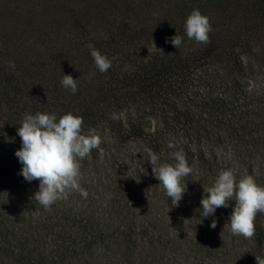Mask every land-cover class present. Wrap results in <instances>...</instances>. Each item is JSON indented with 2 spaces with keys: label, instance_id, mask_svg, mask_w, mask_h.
I'll use <instances>...</instances> for the list:
<instances>
[{
  "label": "trees",
  "instance_id": "1",
  "mask_svg": "<svg viewBox=\"0 0 264 264\" xmlns=\"http://www.w3.org/2000/svg\"><path fill=\"white\" fill-rule=\"evenodd\" d=\"M193 9L208 18L207 42H196L184 32V21ZM116 15L122 20H111ZM263 19L264 0H0V70L9 72L8 62H13L14 69L24 77L18 80L13 76L18 91H35L27 107L14 106V99L0 94V134L3 130L11 132L6 125L20 122L19 117L31 109L35 113L54 112L59 117L78 106L79 116L88 115L98 132L112 130L116 143L111 147L101 139V144L111 167L125 172L115 177L111 169L110 174L102 176L97 186L100 213L88 203L92 183L87 174L104 170L101 166L93 164L91 171L82 173L88 185L80 186L87 196L80 197L74 191L48 209L32 201L38 180L32 190L16 196L17 187L13 185L19 181L15 177L0 178V196L5 198L0 199V252L15 264H71L74 258H84L82 261L89 264H109L120 256L131 259L135 252L144 259L153 252V242L146 235L151 232L157 238L165 237L163 225L170 223V236L176 239L171 249L183 258L187 256L184 253L194 252L191 242L209 251L217 240L227 254L224 264H257L255 256L264 254V215L256 213L252 237L233 235L224 227H228L227 218L235 202L216 209V227L210 228L213 217L199 216V201L206 195L203 189L211 186L222 169H234L237 179L251 175L264 186V154L258 139L252 136L246 111H251L247 104L253 101L240 91L238 79L244 70L253 71L241 56L251 50L252 40L262 36L259 24ZM65 30L86 55L89 46L95 47L101 40V45H106L103 38L108 31H116L121 37L118 41H132L133 49L126 56L104 54L112 59L111 67L123 66L120 78L112 79L105 71L89 66L91 81L85 89L77 71L70 74L76 79V93L64 89L60 80L66 71L59 68V63L67 59L47 40ZM175 32L182 38L177 49L170 42ZM142 42L147 46L141 47ZM186 45L194 49L187 52ZM88 56L87 61H91ZM205 61L213 68L208 84L193 74ZM216 82L221 86H214ZM86 90L92 91L90 96L84 94ZM254 104L258 110V104ZM121 112L122 118H111ZM105 122L111 128H102ZM161 137L168 142L164 147L148 142ZM4 147L6 144L0 143L3 153H9L10 149ZM176 149L183 150L191 172L181 179L186 191L175 206L147 160L154 152L159 162L171 164L169 153ZM99 152L92 149L81 163L96 159ZM129 159L142 166L146 174ZM2 164L4 160H0V174ZM180 214L185 216L186 225ZM198 221H203L206 231L201 224L197 226ZM133 225L145 240L137 251L133 250ZM218 232L222 239L216 238ZM225 238L233 241L227 243ZM180 262L186 263L182 259Z\"/></svg>",
  "mask_w": 264,
  "mask_h": 264
},
{
  "label": "clouds",
  "instance_id": "2",
  "mask_svg": "<svg viewBox=\"0 0 264 264\" xmlns=\"http://www.w3.org/2000/svg\"><path fill=\"white\" fill-rule=\"evenodd\" d=\"M184 32L196 42H207L210 32L207 16L193 9L184 21ZM170 42L177 49L182 38L175 32ZM89 47L96 68L103 73L110 67L111 61L97 49ZM8 63L9 67H15L13 62ZM60 84L72 94L77 91L76 79L71 75H62ZM122 116L123 112L113 113L111 118L115 120ZM18 125L16 134L21 143L14 151L21 165L18 175L26 182L38 180L32 201L48 209L55 201L67 199L74 191L82 197L87 196L86 190L79 183L80 160L89 156L92 149L99 150L102 142L100 133L94 128L85 127L83 118L71 112L59 118L54 112L26 113ZM168 147L172 148L173 145L169 143ZM169 156L173 159L171 164L159 162V155L154 152H150L147 161L165 195L176 206L186 191V184L182 185L181 179L191 172V167L182 149L170 152ZM234 173V169L220 170L211 186L203 189L206 195H202L199 201V216H212L208 226L215 228L216 209L228 208L229 202L234 201L227 226L233 235L251 237L256 213H264V186L257 184L251 175L237 179ZM255 260L257 264H264V257L255 256Z\"/></svg>",
  "mask_w": 264,
  "mask_h": 264
},
{
  "label": "rangeland",
  "instance_id": "3",
  "mask_svg": "<svg viewBox=\"0 0 264 264\" xmlns=\"http://www.w3.org/2000/svg\"><path fill=\"white\" fill-rule=\"evenodd\" d=\"M130 18H131L130 16H126V19L130 20ZM111 20H114V21L122 20V16L120 15L113 16ZM259 25L261 26L260 29L263 28L262 36H259L255 38L254 40H252V42L250 43L251 50H249L248 48L249 51L243 52L241 56L243 63L247 65L251 64L253 66V71L244 70L242 76H240V78L238 76V79H240V84H241L240 91L242 93H245L246 97H249L253 101L247 104L248 107H250L251 111L249 110H246V111L249 112V116H250V121H251L250 130L252 132V136L258 139V143H260V147H261L260 152L264 154V19L262 20V22H260ZM68 33L70 32L69 31L66 32V30L62 31L61 33H57V36H52L47 41H49V45L52 48H56L60 51L61 53L60 55L62 58L66 57L67 59L65 63L63 62L59 63V68H63L66 71L64 74H68V75L73 73V71H77L76 74H80V78H79L80 85L82 88L85 89L87 82L91 81V73L89 71V66L92 69L93 68L95 69L96 65L92 58H91V61H87V59L89 58L88 56L89 52H88V55H86L82 51V46L78 45V42L76 40L72 41V38H70V34L69 36H67ZM66 37H67V40H64V38ZM118 38H121V37L119 36L118 33H116V31L112 33L108 31L105 33L104 38H103V41L104 43H106V45H101V42H102L101 40L100 42H97V45L95 47H92V48L97 49L100 53L105 54L108 57L109 56L113 57L114 55L116 57L126 56L130 52V50L133 49L131 46L132 41L125 39L127 41L122 42V41H118ZM112 41L116 43H113ZM142 46H147V45L145 42H142L141 47ZM189 47L190 46L186 45L184 46V49H186L187 52H191V50H193L194 48L191 49ZM38 50H41L39 55L42 57L43 47L40 46ZM110 61L112 62V59H110ZM119 67H121V69ZM122 69H123L122 65L115 64V67H111V64H110V67L105 71V73L106 75L110 76L112 79H119ZM211 69L213 68L207 63V61H205L203 62V65L201 64L198 69H195L193 74L198 76V80L202 78V81H200L201 83L208 84L211 82V79H210L212 76ZM8 70L9 72H5V70L4 71L0 70V94L6 93L12 99H14V101H12L14 106L24 105L25 107H27L26 105L30 104V101H31L30 99L35 95V91L26 89L23 92H19L14 83L15 79L13 76L16 75L18 77V80H22L24 79V77L22 76V74L20 73V70L18 69L8 68ZM213 85L221 86L219 82H216ZM91 93L92 91H88V90L84 92L85 95H89V96L91 95ZM254 102L258 104V110H256V106ZM77 107L78 106L75 107L74 112H71L74 115H80L79 114L80 111L77 110ZM128 111H132L131 107L128 108ZM32 112L35 113L31 109L25 112L24 114H22L19 117L20 121L23 119L26 113L32 114ZM99 112L101 111L100 110L95 111V113H98V114ZM57 118L59 117L57 116ZM82 118H83V123L85 127H91L96 130H99V128H97L95 125H93L89 121L88 115ZM18 124L19 122H15L14 124H12L11 122L8 123L6 126L11 127L12 129L11 132L7 133V130H3L0 134V143L6 144V147H4V149H10L9 153H3L2 149L0 148V160H4V164H2L1 166L0 178H4L5 180H11V178L15 177L17 181H19L17 184L15 182L13 185L14 187H17V191H15L16 196L29 192L37 185L35 179L31 182H26L20 175H18L21 165L18 162L17 158L14 156V151L20 147V143H21L19 136L16 134V129L19 127ZM6 126H2V128L5 129ZM109 126L110 125L105 122L104 125H102V128L109 127ZM99 133H100L101 139H103L104 141L102 143H108L109 146H111V143H116L111 129H106V130L103 129L99 131ZM148 142L149 143H160L159 145H161L162 147L166 146V143H168L166 141V137H161L159 141L157 139H154L153 141L149 140ZM122 143H132V142L123 141ZM143 143H147V142L144 141ZM99 149H100V152L96 156V159H89V161H87V164L81 163L84 159L80 160L81 178L79 180L80 185L82 186L88 185L87 182L84 180V176L82 174L83 171L85 172L91 171L93 164H95V166H99V167L101 166L104 168V170H96L92 173L87 174V175H90L89 179H90V182L92 183L90 185L91 192L89 193V196L87 197L88 203L92 207H94L97 213L101 212L98 210L100 196H99L97 186L101 182L102 176L110 174L111 169L115 171V177L119 173L125 174V172L122 171L120 167L119 168L111 167L112 162L107 157L106 151L105 149H103V144H100ZM92 154L93 153H91V155ZM123 159H125V157ZM129 160L134 164L135 167L139 168V165L137 164V162H134L131 159ZM121 163H123V160L122 162H118L119 166H121ZM134 166L130 165L131 168H133ZM139 170H141L143 173L146 174V171L142 166L139 168ZM79 196L82 197L81 195ZM0 199L2 201H5V198L3 199L2 196H0ZM259 215L262 216L264 215V213L260 212ZM183 218H185V216L183 214H180L179 219L183 222V224H185L186 222L183 221ZM199 222L200 221H198L197 226H200V224L203 221L200 223ZM135 225L139 226L138 224H135ZM135 225H133V228H132V239L135 242L133 244V250L137 251L138 249H142L143 242L145 243V240L143 241L142 237L139 236L137 227ZM140 225H144V227H146V224L144 223L143 224L141 223ZM201 225L204 227L206 231V225H203V224ZM263 227H264V222H263ZM224 228H228V227H224ZM163 229L166 231L165 233L167 236L165 237H158L159 238L158 239L157 236L151 232L148 235H146V238L148 240L151 239L153 242L152 256L148 255L144 257L143 259L138 252H135V254L132 256L131 259H126L120 256L118 257V260L116 262L118 264H182L180 262V259H182L183 261L184 260L186 261V263H183V264H224V261L228 260V258H224L225 255L227 257V254L224 249H220V247L218 246L217 240H215L216 243L213 245L214 247L213 250H209V251L207 249H204L203 246H200L198 242H195V243L191 242V247L193 248L194 252L184 253L187 256L183 258L180 255V253L177 252L176 249L175 250L171 249L175 247L176 239L170 236V233H172V230H173L172 227L170 226V223L163 225ZM183 231L187 234L190 233L186 229H183ZM254 234L255 233H253V235ZM216 238L222 239V236L221 234H219V232H218V235H216ZM232 241H233L232 238H225V242L227 243L232 242ZM261 245H263L262 246L263 248L264 247V233H263V240H262ZM144 247L146 246L144 245ZM154 250L156 252L155 255H153ZM156 256L157 258L154 259V257ZM261 257H264V254ZM82 259L84 258L71 259L72 261L71 264H89L87 262L82 261ZM116 262L114 260L108 261L109 264H117ZM91 263L93 264L92 261ZM0 264H15V262L5 257L2 254V252H0Z\"/></svg>",
  "mask_w": 264,
  "mask_h": 264
}]
</instances>
